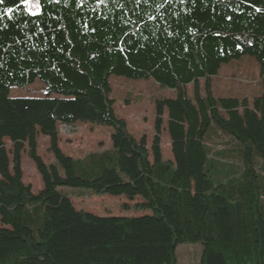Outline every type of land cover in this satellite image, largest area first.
I'll list each match as a JSON object with an SVG mask.
<instances>
[{
	"label": "trees",
	"instance_id": "trees-1",
	"mask_svg": "<svg viewBox=\"0 0 264 264\" xmlns=\"http://www.w3.org/2000/svg\"><path fill=\"white\" fill-rule=\"evenodd\" d=\"M38 4L33 14L22 0L0 3V264H178V246L194 243L199 264H264V90L250 100L213 86L247 55L264 77V0ZM112 77L174 92L155 100L150 148L117 116ZM36 82L41 96L11 94ZM165 113L173 160L161 150ZM76 123L110 127L111 147L66 155L61 127ZM25 152L38 193L23 182ZM66 188L139 197L131 209L150 213L77 210Z\"/></svg>",
	"mask_w": 264,
	"mask_h": 264
},
{
	"label": "rangeland",
	"instance_id": "rangeland-1",
	"mask_svg": "<svg viewBox=\"0 0 264 264\" xmlns=\"http://www.w3.org/2000/svg\"><path fill=\"white\" fill-rule=\"evenodd\" d=\"M31 13L39 12L38 0H28ZM114 109L118 117L123 118L129 132L137 139L145 136L150 148L155 135L154 122L156 117L155 100L161 96H172L170 89L159 86L153 80H128L112 77ZM261 76L256 60L252 56H243L225 64L219 74L213 79V86L217 96L247 95L250 100L253 96L263 93ZM15 96H41L44 94L40 82H36L26 89H15L11 93ZM167 113L164 114V123L161 132V150L165 160H173L171 139L167 130ZM112 129L104 125L76 123L74 130L61 127L59 146L69 156L80 158L89 152L103 151L111 147ZM38 153L45 163H53L55 158L49 150V138L43 134L38 136ZM7 149L12 143L5 139ZM238 163L237 159H232ZM23 182L31 185L32 191L38 193L42 187L41 176L25 152L23 154ZM71 197L77 210H84L98 216H139L149 211L131 209L141 198L128 200L125 196L94 195L86 188H66L63 190ZM124 205L130 209H124ZM0 221V227H2ZM202 245L200 243L181 244L177 248L178 264H199Z\"/></svg>",
	"mask_w": 264,
	"mask_h": 264
},
{
	"label": "snow or ice",
	"instance_id": "snow-or-ice-1",
	"mask_svg": "<svg viewBox=\"0 0 264 264\" xmlns=\"http://www.w3.org/2000/svg\"><path fill=\"white\" fill-rule=\"evenodd\" d=\"M2 2H3V0H0V3H2ZM22 3L27 4L28 3V0H22ZM7 11L11 12L12 9H8Z\"/></svg>",
	"mask_w": 264,
	"mask_h": 264
},
{
	"label": "water",
	"instance_id": "water-1",
	"mask_svg": "<svg viewBox=\"0 0 264 264\" xmlns=\"http://www.w3.org/2000/svg\"><path fill=\"white\" fill-rule=\"evenodd\" d=\"M62 127L66 128L68 130H70V128H71V127H68V126H62Z\"/></svg>",
	"mask_w": 264,
	"mask_h": 264
}]
</instances>
